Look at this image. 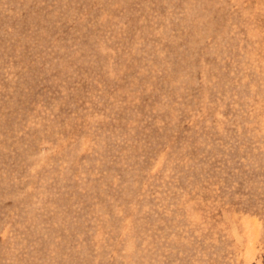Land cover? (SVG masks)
I'll list each match as a JSON object with an SVG mask.
<instances>
[{"label": "rangeland", "instance_id": "obj_1", "mask_svg": "<svg viewBox=\"0 0 264 264\" xmlns=\"http://www.w3.org/2000/svg\"><path fill=\"white\" fill-rule=\"evenodd\" d=\"M0 264H264V0H0Z\"/></svg>", "mask_w": 264, "mask_h": 264}]
</instances>
